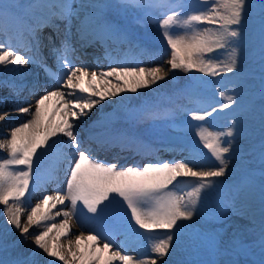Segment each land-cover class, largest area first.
Returning <instances> with one entry per match:
<instances>
[{
    "label": "snow or ice",
    "instance_id": "1",
    "mask_svg": "<svg viewBox=\"0 0 264 264\" xmlns=\"http://www.w3.org/2000/svg\"><path fill=\"white\" fill-rule=\"evenodd\" d=\"M29 7H47L49 12L32 24L24 16L13 14L10 5L0 2V30L11 21L18 31L26 30L32 37L31 48L28 44L12 46L8 43L6 46L0 43V65L37 63V56H40L39 63L55 81V86L46 89L34 105L16 109L30 118L0 140V151L7 153L0 156V205L4 206V231H18L22 242L31 239L34 245L32 256L45 254L52 258L48 264L57 261L61 264H158V260H164L179 247L185 228L191 227L182 222L192 221L203 213L209 193L222 186L221 178L229 174L230 162L240 155L239 139L244 134V118L248 114L242 95L239 91L231 95L218 90L222 98L219 108L209 104L211 110L189 109L186 129L192 139L181 145L188 155L180 160L143 166L118 167L116 163L98 159L93 149L82 147L75 122L87 117L105 100L122 93H137L166 80L168 72L200 73L202 77L213 78L231 73L232 83L237 90L241 89L243 74L238 64L247 42L246 16L253 7L250 0H197L195 5L162 3L158 5L161 15L155 19L170 59L150 68L121 63L99 73L90 72V65L81 63L77 66V48L69 39L62 40L60 47L50 49L56 63L53 71L40 53L42 41L36 33L43 27L52 26L56 20L67 21L66 30L71 32L75 18L77 43L81 47L106 44L108 38L127 42V35L107 19L106 5L88 2L74 8L67 0L60 3L48 0L45 5L37 0ZM121 7L152 5H142L138 0H122ZM48 40L51 42L52 37ZM17 49H23L25 54ZM260 57L264 72V5L261 7ZM195 80L193 76L189 86H194ZM85 81L87 86H84ZM0 86L8 85L0 82ZM10 86L14 95L24 87ZM36 86L32 85L33 88ZM260 95L264 101V84ZM54 98L58 107L49 114L48 104ZM228 109L234 110L233 118L224 127L194 123L208 121L216 113ZM58 113L62 114L59 119ZM8 115V112L0 113V121H5ZM260 121L264 132V103L260 106ZM56 137L61 139H54ZM65 137L67 140L63 139ZM100 143L103 146L104 142ZM261 148L264 162V141ZM40 149L44 151H38ZM49 152H59L65 158L68 167L64 169V187L58 188L55 194H44L39 202L30 205L22 222L25 209L21 205L26 200L30 202L33 191L38 190L40 184L38 176L33 183L34 169L39 170L41 160ZM261 175L264 178V172ZM181 184L191 190L182 191ZM58 205L63 207L58 208ZM228 210L230 208L226 206L219 215H225ZM73 216L87 234L72 228ZM111 216L118 218L120 227L151 241L150 254L135 259L118 249L113 251V237L119 229L108 225ZM57 217H62L59 223ZM33 227H42L43 230L32 232ZM62 239L67 240V245L60 242ZM259 244L260 264H264V208ZM6 264L37 262L17 258Z\"/></svg>",
    "mask_w": 264,
    "mask_h": 264
},
{
    "label": "bare ground",
    "instance_id": "2",
    "mask_svg": "<svg viewBox=\"0 0 264 264\" xmlns=\"http://www.w3.org/2000/svg\"><path fill=\"white\" fill-rule=\"evenodd\" d=\"M107 1L108 0H95V3L104 4ZM67 2L71 3L70 1ZM250 3L252 4L253 7L250 11V14L246 16L245 30L247 33V42H249V38L251 36V31L253 29V26H257L259 24V20H261L258 17L257 9L261 10L262 5H264V0H258V3H255L252 0H250ZM106 8L107 11L111 10L109 6H107ZM137 10L138 7L125 8L123 10L112 8V12L116 14L122 13L125 16H129V17L133 16ZM139 22L142 23V20ZM143 29H145L146 31H141V33L140 32L138 33L135 29H133L134 34H137L140 37L142 36V38L144 39H152L156 37L157 40L156 42L160 44H155V45H162V46L164 45V47L167 49L166 42L163 41V38L160 35L159 27L157 26V28H155L153 26L152 20H148L147 24L144 25ZM255 41L256 38L253 42ZM139 46L140 47H135L133 49L132 58L130 56L125 58L126 62H130L131 65H133L135 64L136 60H138V57L142 58L143 54H146V56L148 57L151 56L153 59L151 61H157L158 60L157 57H159L157 55H162L159 52L160 51L164 52L163 50L160 49L159 46L147 47L146 49L142 45ZM246 51L247 48L245 46V49H243L242 57L240 60L244 59L243 57L247 55ZM127 52H129V50ZM127 52L124 53L125 56L127 55ZM168 59H170V57H167L165 60L163 59L162 63H165ZM165 70L167 71V69ZM170 77H172V79H169ZM185 78H186L185 73L181 71H176L175 73L168 72V78L166 80H162L163 82L159 81L163 83L162 84L163 86H159L158 85L159 83L156 84V89L153 90L151 93L155 94L157 90V92L164 93L165 95L169 93H175V95L177 96L176 89L177 88L179 89L181 86L184 85L183 82ZM138 92L144 94V89H141ZM22 93L23 92L20 91L18 94L20 100L21 98L27 100L28 98L26 97V95L22 96ZM35 93H36L35 91L30 92V95L33 97L35 96ZM4 96L10 97L9 93H7L4 90L3 86H0V113L8 112L10 114L11 112H9V110L15 108L13 107V105L16 106L15 103L17 101L15 100H14L15 102L8 101L7 99L2 100V97ZM129 99H130V104L135 106L136 102L131 96H129V94H126L125 97L122 98V100H127V102ZM170 99L175 101V98L173 97ZM34 100H37V98H35ZM167 100L169 99L165 97L164 101ZM127 102H125L124 104L127 105ZM186 103H187L186 98L183 99L177 98V107ZM256 109L257 110L259 109L258 106L256 107ZM258 111H260V109ZM15 112L16 113H13L12 116H8V119H5V121H2L0 123V129L1 128L3 129L2 132L7 133L6 135L0 133V140L7 138L8 134L14 127L18 126L20 123L29 119V116L27 114H24L23 116H19V117H13L14 115L18 114L17 111ZM247 115H246L247 117L245 118L246 121L244 127H250L252 129H255V135H254L255 137H257L258 135H263L264 132H262L261 129L260 118L257 117L254 118L255 115L253 116L252 115L249 116V114ZM166 117H167L166 112H161L158 111L157 109H153L152 112L148 111L147 113H145V115H143L140 118V120H138L134 124L136 130L134 132H137L138 130L140 132V135L142 136L145 134L150 135L153 138H155L156 141H161L162 144L165 145L164 148L161 149L150 148L149 149L150 155L154 154L157 157H161L164 155V153H169L170 155L175 156V154L171 152V149L173 148V145L175 146L179 144V141L181 140H179V137L175 135L168 134L169 127H174V126L167 121ZM260 140H261L260 138L256 139L255 142L259 144ZM128 150L129 149L126 148L124 151H128ZM261 152L262 149L261 150L251 149V151L248 152V155L249 157L254 158L256 163L259 162L261 163L262 161ZM183 153L177 152L178 160L182 158L179 155H183ZM6 155L7 153L5 151H0V156H6ZM65 164L67 163L65 162ZM65 164H63L62 162L60 163L59 167L61 169L56 174L57 176L56 179L55 178L52 179L53 181L51 183L45 182L44 187H40L38 188V190L33 191L30 202L26 200L24 203H22L21 206L25 209L24 215L21 218L22 222L26 219L28 211H30V205H34L35 203L39 202V199L35 200V197L41 195L45 187L47 188L51 186V187H56L57 189L58 188L62 189L64 187L62 181H64L63 179L64 169L66 167H63V165ZM229 169H230L229 174L226 175L224 179L221 178L223 180L222 186L219 189L209 193L207 197V206L203 211V213L194 217L192 221H183L182 223H184L185 225L201 224L206 228L216 232V234L219 235V242L224 244L225 247L235 249L238 252L241 251V254L245 255L243 258L244 261H239L236 258L237 256L236 254L230 253L223 248L218 249V251L214 250L215 252H212L211 244L213 242L209 243V241L201 239L206 237L198 233L187 232L181 235L179 241V247L176 248L174 252H170V255L168 257H165L164 260H158V264H165V261L167 262V264H193L194 262L198 263V261L201 260L202 258L209 259L212 262V264H246V260L249 261L254 260L255 263L256 259L261 261L262 254H261V247L259 244V228H260L262 208H264V194H262L260 187L257 184L254 186H247V184L245 183L246 181L245 179H243L242 177L237 178V176H235V172L233 171V169L230 168V166ZM221 188H224V190H226L227 194L229 195L230 201H224V195L220 193ZM190 190H191L190 187L184 186V188H182V191L185 192ZM49 192H50L49 194H55L54 191L51 192L49 190ZM226 206H229L230 210H228L225 215L220 216L219 215L220 211L224 209ZM3 208L4 206L1 205L0 216H3ZM55 211L56 210L54 209L53 212ZM212 211H217V214H215L213 217L210 216V212ZM114 217L116 218V216H111L109 217V219H113ZM61 219L62 217H57L56 222L59 223ZM73 219L74 221L71 220V225L74 230L76 229L85 230L80 225L79 221L75 216H73ZM209 220H211L212 223H214L213 226L208 225V223L210 222ZM4 221L5 219L1 222L0 225V244L9 242L10 238L13 237L16 233H18V231L5 232ZM8 228H11V225H8ZM40 230H43V228L41 227L38 229L36 227H33L32 229H30V231L32 232L40 231ZM126 233H128L127 234L128 236H126L124 240V244L126 245V247L120 245L118 240L114 243L113 247H118V248L121 247L123 249H129L130 251L134 249L135 251H137L138 259L141 258L142 254L143 255L150 254L151 241L145 238L138 237L132 232L126 231ZM53 235H55V233H53ZM72 238L74 239V236ZM60 242L67 245L66 239H62ZM27 243H32L31 239H29L27 242H22L19 239L11 245L12 247H9L7 249H6L7 246L0 247V253L7 250H11L15 252L12 258L8 256L6 257L3 256L2 258H0V264H6V262L16 259L23 252L24 248L28 245ZM143 244H146L145 245L146 247H144ZM249 247L251 248L252 253L251 252L247 253L246 248L248 249ZM113 250L116 249L113 248Z\"/></svg>",
    "mask_w": 264,
    "mask_h": 264
},
{
    "label": "rangeland",
    "instance_id": "3",
    "mask_svg": "<svg viewBox=\"0 0 264 264\" xmlns=\"http://www.w3.org/2000/svg\"><path fill=\"white\" fill-rule=\"evenodd\" d=\"M255 3H258V0H252ZM188 5H195L197 3V0H189L187 1ZM140 10H142L144 7H139ZM258 12V17L261 19V10L257 9ZM156 28V27H155ZM256 38V41L253 42ZM253 39V40H252ZM252 43V44H251ZM245 46L247 48V55L245 57H243L244 59L240 60L239 64H238V69L239 71L243 74V87L241 89H236V86L232 83V79H233V74L229 73V74H225L222 77L218 76V77H202V75L200 73H185L186 75V88H193V89H188L187 92L191 95L194 96L195 93L198 96H201L202 99L204 100L203 103H199L196 104V102H194V99H191V104L194 107H186V110H181L179 113L181 115H185V118L188 119V110L189 109H193V108H206L208 110H211L209 107V104L219 108L220 107V101L222 100L221 97H219L218 95V90H222V91H226L228 92V94L231 95H236L237 91L240 92V94L243 97L245 106L248 109V114L250 115H255L254 118H260V111H258L260 109V106L262 103H264V101L261 100V86L262 84H264V79H262V77H264V72H262L261 67H262V61H261V57H260V20H259V24L257 26H253V29L251 31V36L249 38V42H246V44L244 45V49ZM164 47H161V49H163ZM168 49H166L165 53L163 54V59L165 60L167 57H170L167 53H168ZM163 59L158 62H151L150 64H146L144 67H152L154 65H158L159 63H162ZM193 76L196 77V80L194 81V86H189L190 82L192 81ZM172 78V77H171ZM204 81L206 84H203L201 81ZM163 82V81H162ZM162 82H160L159 84L162 85ZM163 86V85H162ZM198 87H201V93H199ZM155 85H153L151 88H145L144 89V94H141L139 92L135 93L137 94L139 97H135L137 99H141L142 97H147V98H151V92L154 90ZM186 91V90H184ZM188 94V95H189ZM159 95V94H157ZM142 96V97H141ZM155 95H153L152 97H154ZM258 106V110L256 109V107ZM142 107H138L136 110V114L137 117H141L143 115V110H141ZM233 109H228V110H224L222 112H218L216 113V115L213 118H209L208 121L205 122H194V123H205V124H209L212 125L213 128H220V127H224L225 125H227L230 120L233 118ZM248 116V115H247ZM246 116V117H247ZM245 117V118H246ZM181 118V117H180ZM244 118V124L246 119ZM174 134L180 135L177 136L179 137V142L183 143L185 141H190L192 139V136L190 134V132H188V130L185 127V134L183 133H178L176 131H173ZM255 135V129H252L250 127H244V134L243 136L239 139V144H240V148H241V152L240 155L237 159L233 160L230 162V168L233 169V171L235 172V176H237V178L242 177L243 179H245V183L247 184V186H253L255 184H257L260 187L261 192L264 194V178H262V172H264V162L261 161V165L259 163H256L254 158L249 157L248 152L255 149H259L261 150V144L262 141H264V134L263 135H258L257 137L254 136ZM261 139L260 143L257 144L255 142L256 139ZM206 152V150H205ZM260 171V172H259ZM34 183V182H33ZM43 194H47L46 191L43 192ZM42 195V194H41ZM37 196L35 197V200H40L42 198V196ZM1 206V205H0ZM5 219L4 216H0V225L1 222ZM193 226H199L202 227L200 225H192ZM213 226V225H212ZM203 228V227H202ZM19 237V236H18ZM18 237H16L15 239H17ZM13 237L10 238V240H12ZM12 241L7 242V245L10 244ZM5 245V244H1L0 246ZM34 247L33 243H29L28 244V248H32ZM7 249V248H6ZM231 250V249H230ZM9 252V253H8ZM15 252L11 251V250H7V251H3L0 253V258H2L3 256H8L10 258H12L14 256ZM25 254L27 255V247L26 250L24 249L23 252V256L20 259H29V257L31 256V252L30 254H28V256L26 257ZM37 259H42L43 262L46 261V259H48V261H50L52 258L46 257L45 254H40L37 255ZM203 264L205 263V260L201 261ZM61 262H59L60 264ZM45 264V263H43ZM47 264V263H46ZM207 264H210L209 262H207Z\"/></svg>",
    "mask_w": 264,
    "mask_h": 264
}]
</instances>
